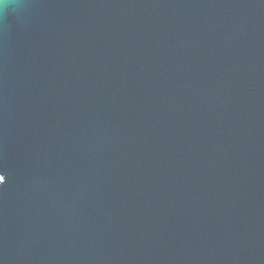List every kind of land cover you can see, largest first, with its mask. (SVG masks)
<instances>
[{"label": "water", "instance_id": "95a60500", "mask_svg": "<svg viewBox=\"0 0 264 264\" xmlns=\"http://www.w3.org/2000/svg\"><path fill=\"white\" fill-rule=\"evenodd\" d=\"M18 2L0 264H264V0Z\"/></svg>", "mask_w": 264, "mask_h": 264}, {"label": "clouds", "instance_id": "9594fccd", "mask_svg": "<svg viewBox=\"0 0 264 264\" xmlns=\"http://www.w3.org/2000/svg\"><path fill=\"white\" fill-rule=\"evenodd\" d=\"M20 6L18 0H0V17H3L9 9L15 11Z\"/></svg>", "mask_w": 264, "mask_h": 264}, {"label": "snow or ice", "instance_id": "6c2138e0", "mask_svg": "<svg viewBox=\"0 0 264 264\" xmlns=\"http://www.w3.org/2000/svg\"><path fill=\"white\" fill-rule=\"evenodd\" d=\"M6 181V177L3 174H0V186H2Z\"/></svg>", "mask_w": 264, "mask_h": 264}]
</instances>
